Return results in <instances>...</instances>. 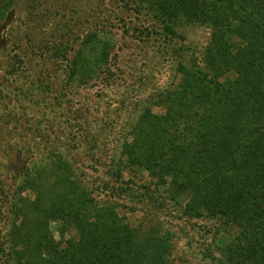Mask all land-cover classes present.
<instances>
[{
  "label": "trees",
  "instance_id": "obj_1",
  "mask_svg": "<svg viewBox=\"0 0 264 264\" xmlns=\"http://www.w3.org/2000/svg\"><path fill=\"white\" fill-rule=\"evenodd\" d=\"M119 2L127 13L132 5L134 32L156 28L168 44L184 47L187 31L203 26L210 38L200 59L179 63L178 84L160 93L158 112L145 108L129 126L107 161L113 182L94 190L135 196L121 182L126 169H135L175 202L185 192L187 216L215 223L217 246L204 257L208 264H264V0ZM111 47L98 34L70 46L68 85L109 76ZM41 157L27 159L0 190L8 264L173 263L170 233L123 224L111 202L95 198L65 151L49 147ZM51 223L61 227L59 241Z\"/></svg>",
  "mask_w": 264,
  "mask_h": 264
},
{
  "label": "rangeland",
  "instance_id": "obj_2",
  "mask_svg": "<svg viewBox=\"0 0 264 264\" xmlns=\"http://www.w3.org/2000/svg\"><path fill=\"white\" fill-rule=\"evenodd\" d=\"M126 9L119 0H0V190L27 159L42 158L49 147L65 151L89 189L113 182L107 161L129 126L145 108L158 112L153 105L178 84L179 63L199 57L209 41L210 30L203 26L187 31L184 47L168 44L156 28L134 32V14ZM88 34L111 42L110 75L68 85L70 46H79ZM121 182L135 196L94 190L95 198L111 202L132 229L170 233L172 264H208L204 257L217 246L215 223L186 215L185 192L175 202L135 169H126ZM6 206L0 195V264H8L2 250ZM49 230L59 241L60 225L51 223Z\"/></svg>",
  "mask_w": 264,
  "mask_h": 264
}]
</instances>
